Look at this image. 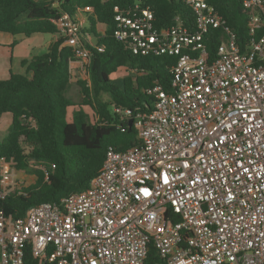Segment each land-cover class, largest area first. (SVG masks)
I'll return each instance as SVG.
<instances>
[{"label":"built area","instance_id":"2783aa9c","mask_svg":"<svg viewBox=\"0 0 264 264\" xmlns=\"http://www.w3.org/2000/svg\"><path fill=\"white\" fill-rule=\"evenodd\" d=\"M182 1L193 30L179 16L156 27L140 1L114 6L125 48L176 57L170 89L156 82L146 89L152 110L124 111L139 143L109 147L88 188L18 218L0 208V264H148L151 245L163 264H264V0H241L244 49L208 0ZM91 12L76 6L51 19L73 51L69 67L88 65L89 47L103 51ZM212 29L221 33L214 54L204 42ZM15 165L0 157V201L20 187Z\"/></svg>","mask_w":264,"mask_h":264},{"label":"trees","instance_id":"16d2710c","mask_svg":"<svg viewBox=\"0 0 264 264\" xmlns=\"http://www.w3.org/2000/svg\"><path fill=\"white\" fill-rule=\"evenodd\" d=\"M136 1L153 10L158 28L171 26L175 16H179L188 29H194L192 10L182 0H65L60 7L52 6V0H0V32L25 36L57 34L45 52L21 60L24 74L11 70L7 78L0 79V118L5 113L11 117L8 131L0 140V157L13 158L17 170H26L34 176L28 186L21 185L0 201L6 215L22 217L31 206L58 203L63 197L88 188L109 147L124 151L139 143L124 111L134 114L138 110H152L154 97L146 89L156 82L163 89H170V67L176 57L136 55L115 39L114 6L126 7ZM208 2L226 20L244 49L248 42L249 12L241 0ZM85 5L92 8L89 30L96 44L103 46V51L89 47L90 86L79 81L80 105L89 106L93 119L83 108L74 109L68 117V107L75 105L64 94L70 81L69 61L73 59V51L64 44V37L51 20L60 10L72 14L76 6ZM98 24L103 25V33L97 30ZM220 36L218 29L205 34L204 42L211 54L220 43ZM122 67L131 72L122 77L119 85L111 75ZM101 93H108L110 102L102 100ZM110 106L119 107L121 112ZM38 164H43L45 171ZM27 259L31 261L30 257ZM146 262L163 264L152 245Z\"/></svg>","mask_w":264,"mask_h":264},{"label":"rangeland","instance_id":"374dc122","mask_svg":"<svg viewBox=\"0 0 264 264\" xmlns=\"http://www.w3.org/2000/svg\"><path fill=\"white\" fill-rule=\"evenodd\" d=\"M262 17L264 20V16ZM103 28L104 27L102 24H98L97 29H103ZM40 36H41V39H44V40H49V39L53 40L56 37L55 34H52V33H44V34L42 33ZM42 50L45 51L46 48L44 47ZM9 53H10V49L5 48V51L3 52L4 57H8L9 59ZM12 59H13L12 64L11 66L9 65L10 67L9 66L8 67L13 72L24 74L25 67L21 65V60L18 61V58L16 55H12ZM87 66L88 65L86 63L82 64L78 59H76L74 63L70 64V67H69L70 81L67 85L66 90L64 91V94L75 105L68 107V117H71L72 111L74 109L83 108V110L88 114L89 119L94 118L93 112L89 108V106L80 105L82 94H81L79 81L80 80L85 81L87 85L90 86V78H89ZM130 72H131V69L127 67H122L118 69L115 73H113L111 75V78L113 79L115 83L121 85L122 77L126 74H129ZM100 97L102 100L110 102V95L108 93H101ZM110 108L113 109L114 107L110 106ZM9 125H10V115L5 113L0 118V140L6 135ZM29 166L30 167L34 166L33 161L30 162ZM16 176H17V181L19 183V186L21 185L28 186L33 181V178H34L32 173L26 170H17Z\"/></svg>","mask_w":264,"mask_h":264},{"label":"crops","instance_id":"0c3cea01","mask_svg":"<svg viewBox=\"0 0 264 264\" xmlns=\"http://www.w3.org/2000/svg\"><path fill=\"white\" fill-rule=\"evenodd\" d=\"M41 34L42 33H35L30 36H25L20 34L14 35L10 33L0 32V79L7 78L9 76L11 71L9 67L11 66L13 61L12 55H16L18 61L24 58H30L34 55H39L40 52H45L50 42L55 40L57 37V34H55L56 37L53 40H44L41 39ZM44 47L46 48L45 51L42 50ZM5 48L10 49L9 59L8 57H4L3 55Z\"/></svg>","mask_w":264,"mask_h":264},{"label":"water","instance_id":"95a60500","mask_svg":"<svg viewBox=\"0 0 264 264\" xmlns=\"http://www.w3.org/2000/svg\"><path fill=\"white\" fill-rule=\"evenodd\" d=\"M129 125L131 126L132 125V120L130 119V121H129Z\"/></svg>","mask_w":264,"mask_h":264}]
</instances>
